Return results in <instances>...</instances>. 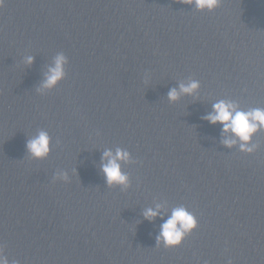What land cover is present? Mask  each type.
<instances>
[{
    "label": "water",
    "instance_id": "95a60500",
    "mask_svg": "<svg viewBox=\"0 0 264 264\" xmlns=\"http://www.w3.org/2000/svg\"><path fill=\"white\" fill-rule=\"evenodd\" d=\"M68 62L40 88L57 53ZM31 56L32 62H26ZM190 79L193 94L168 99ZM220 99L264 108V0H0V247L19 264H264V130L229 148L203 117ZM51 137L47 157L25 144ZM128 184L109 186L106 149ZM74 170V171H73ZM66 171L69 182L52 181ZM184 205L197 226L157 243ZM167 209V211H165Z\"/></svg>",
    "mask_w": 264,
    "mask_h": 264
},
{
    "label": "clouds",
    "instance_id": "9594fccd",
    "mask_svg": "<svg viewBox=\"0 0 264 264\" xmlns=\"http://www.w3.org/2000/svg\"><path fill=\"white\" fill-rule=\"evenodd\" d=\"M220 0H187V4L194 6L197 11L207 10L209 12L216 9ZM31 56L26 58L27 63H31ZM68 62L67 56L57 53L53 63L48 67L44 80L37 91L51 89L65 76V64ZM200 87L198 80L190 79L187 82L179 83L178 87L170 88L167 96L170 101H175L181 94H193ZM210 124L220 125L222 143L226 147L239 146L241 152L251 153L257 145L252 143V137L258 131L264 130V108H249L244 110L240 105L231 99H220L212 104V110L204 117ZM51 137L45 130H39L34 136L26 141L25 147L31 157L42 159L48 156ZM130 153L123 148L117 147L115 151L106 149L101 157L100 170L104 175L105 183L109 186L128 184V175L121 170V162H127ZM74 171V170H73ZM70 177L66 171H57L52 175V181L69 182ZM161 205L148 207L143 210L145 219L154 220L160 217L162 222L159 225V233L156 237L157 243L164 247L178 246L183 238L196 226L197 220L184 205H178L171 209V214L164 219L161 212ZM167 211V209H165ZM0 264H19L16 260L9 261L0 247ZM228 264H232L231 260Z\"/></svg>",
    "mask_w": 264,
    "mask_h": 264
}]
</instances>
